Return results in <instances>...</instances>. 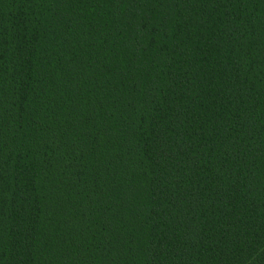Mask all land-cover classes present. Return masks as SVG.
<instances>
[{
	"label": "trees",
	"instance_id": "trees-1",
	"mask_svg": "<svg viewBox=\"0 0 264 264\" xmlns=\"http://www.w3.org/2000/svg\"><path fill=\"white\" fill-rule=\"evenodd\" d=\"M0 264H264V0H0Z\"/></svg>",
	"mask_w": 264,
	"mask_h": 264
}]
</instances>
